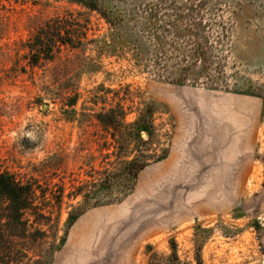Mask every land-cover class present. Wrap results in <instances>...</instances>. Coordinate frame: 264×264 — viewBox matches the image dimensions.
<instances>
[{"label": "rangeland", "instance_id": "1", "mask_svg": "<svg viewBox=\"0 0 264 264\" xmlns=\"http://www.w3.org/2000/svg\"><path fill=\"white\" fill-rule=\"evenodd\" d=\"M201 9L211 69L172 82L129 55L101 53L111 28L96 12L82 18L90 17L89 40L98 43L64 48L32 67L26 43L36 30L87 10L66 0H0V170L46 191L38 200L49 224L35 256L49 255L51 264H148L153 254L170 256L175 240L181 264H198L200 224L211 229L202 264H263L264 0H206ZM119 98L132 110L128 122L144 103L159 109L144 151L149 164L130 193L117 185L84 200L78 188L86 192L116 171L120 133L97 114Z\"/></svg>", "mask_w": 264, "mask_h": 264}, {"label": "trees", "instance_id": "2", "mask_svg": "<svg viewBox=\"0 0 264 264\" xmlns=\"http://www.w3.org/2000/svg\"><path fill=\"white\" fill-rule=\"evenodd\" d=\"M85 11H70L57 15L38 28L26 43L28 62L32 67L54 61L64 48H80L89 40L90 17L85 13L96 12L109 24L111 31L99 44L101 53L126 58L134 65L153 74L167 76L172 82L198 80L211 69V37L204 28L208 25L201 7L206 0H66ZM180 40H187L189 48L182 49ZM126 99L119 98L112 108H103L97 119L108 129L120 134L117 140L116 171L108 172L97 185L86 190L78 188L77 195L84 200L108 193L113 187L122 194L130 193L139 173L145 169L151 156L144 151L153 138V119L158 108L153 102L144 103L137 110L134 121L128 122L130 111ZM77 95L68 98V105L75 106ZM106 103V100L103 101ZM134 103V100H133ZM132 109V107H130ZM146 132L147 140L142 136ZM116 136V134H115ZM145 147V148H144ZM46 191L31 181H21L14 174L0 170V264H51L52 257L35 256L34 246L46 235V212L49 208L38 200ZM97 201L93 205H97ZM72 214H70V217ZM69 217V218H70ZM211 229L198 224L194 241L198 264H202L201 250ZM39 236H42L41 238ZM172 254L166 258L153 254L148 264H181L178 246L172 240ZM152 248V246H149Z\"/></svg>", "mask_w": 264, "mask_h": 264}, {"label": "water", "instance_id": "3", "mask_svg": "<svg viewBox=\"0 0 264 264\" xmlns=\"http://www.w3.org/2000/svg\"><path fill=\"white\" fill-rule=\"evenodd\" d=\"M263 264H264V261H263Z\"/></svg>", "mask_w": 264, "mask_h": 264}]
</instances>
